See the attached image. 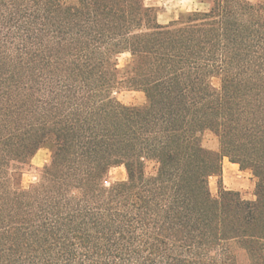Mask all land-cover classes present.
Returning <instances> with one entry per match:
<instances>
[{
	"label": "trees",
	"instance_id": "obj_1",
	"mask_svg": "<svg viewBox=\"0 0 264 264\" xmlns=\"http://www.w3.org/2000/svg\"><path fill=\"white\" fill-rule=\"evenodd\" d=\"M200 1L160 24L143 0H0V264H264V0ZM224 157L254 200L212 196Z\"/></svg>",
	"mask_w": 264,
	"mask_h": 264
},
{
	"label": "rangeland",
	"instance_id": "obj_2",
	"mask_svg": "<svg viewBox=\"0 0 264 264\" xmlns=\"http://www.w3.org/2000/svg\"><path fill=\"white\" fill-rule=\"evenodd\" d=\"M146 6L153 7L156 11L157 21L160 24H168L174 20H178L182 14H187L192 11L207 10L208 4L200 0H143ZM249 2H257L262 0H247ZM130 59L128 52L119 54L116 58L117 68L120 71V77L123 78V70ZM211 85L215 89L220 88V78L213 76ZM114 98L125 106H142L145 103V95L142 91L130 88L126 84H120L113 92ZM203 147L219 151V141L217 136L211 131H205L201 138ZM51 152L49 149L40 148L30 159L21 173L19 180L20 186L28 188L39 182L43 167L49 163ZM225 158V157H224ZM223 158V160H224ZM227 158V157H226ZM228 159V158H227ZM223 160H222V176L221 179L217 176H210L208 179L209 189L213 197H217L219 188H229L228 190L238 191L240 195L247 200H254L255 178L249 169H241L239 164L232 169L226 168V175L223 176ZM229 160V159H228ZM147 173L154 171V165L149 163L146 167ZM229 175V176H228ZM127 173L124 166L112 167L106 178L105 185L126 180ZM221 180V183H220ZM221 184V185H220Z\"/></svg>",
	"mask_w": 264,
	"mask_h": 264
},
{
	"label": "crops",
	"instance_id": "obj_3",
	"mask_svg": "<svg viewBox=\"0 0 264 264\" xmlns=\"http://www.w3.org/2000/svg\"><path fill=\"white\" fill-rule=\"evenodd\" d=\"M203 3V2H201ZM235 165H237L236 163H232L230 162L226 157L223 160V176L225 177L226 175V168L228 169H232ZM229 176V175H228ZM229 189V188H226Z\"/></svg>",
	"mask_w": 264,
	"mask_h": 264
}]
</instances>
